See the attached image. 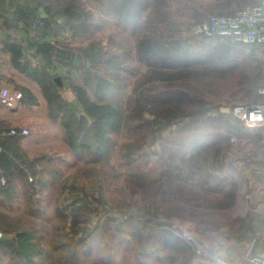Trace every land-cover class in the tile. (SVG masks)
Returning a JSON list of instances; mask_svg holds the SVG:
<instances>
[{
    "label": "trees",
    "instance_id": "trees-1",
    "mask_svg": "<svg viewBox=\"0 0 264 264\" xmlns=\"http://www.w3.org/2000/svg\"><path fill=\"white\" fill-rule=\"evenodd\" d=\"M8 1L0 0L1 25L14 27L20 36L8 30L2 50L14 68L39 84L52 112L60 114L76 161L59 156L58 163L76 172L63 177L55 159L45 164L42 156H29L21 146L24 136L0 129V173L6 178L0 201L14 198L13 182L19 177L41 195L53 184L60 187L54 195L57 238L52 241L33 227L8 230L0 223V230L10 234L0 236V264H89L91 245L107 237L106 257L92 264L107 257L106 264H212L173 222L212 233L225 230L242 239L264 227V198L249 202L245 172L258 156L264 158V135L233 120L216 98L217 80L240 68L228 62L230 46L216 40L192 51L167 37L159 24L180 10L176 0ZM258 1L216 0L215 11L231 14ZM96 10L115 15L111 25L136 42L109 48L96 38L97 30L110 25V20L95 19ZM62 33L72 42L61 40L58 46L49 40L58 41ZM252 54L257 65L241 72L239 91L257 98L264 61ZM35 58L39 62L32 66ZM68 67L80 76L69 88L72 98L54 81ZM9 81L13 92L22 93L21 104L38 105L30 87L13 77ZM148 154L159 155L156 172ZM97 167L98 175L81 180L80 170ZM112 180L121 184L118 202L111 194ZM241 203L249 207L245 215L235 212ZM30 210L46 217L44 210Z\"/></svg>",
    "mask_w": 264,
    "mask_h": 264
},
{
    "label": "rangeland",
    "instance_id": "rangeland-1",
    "mask_svg": "<svg viewBox=\"0 0 264 264\" xmlns=\"http://www.w3.org/2000/svg\"><path fill=\"white\" fill-rule=\"evenodd\" d=\"M196 1L200 2L195 3ZM7 2L9 1L5 0V3ZM176 2L180 5V10L177 13L173 14L170 18H168V20H163L159 24L161 31L167 37L176 38L184 48L192 51H195L197 48H201L200 45L203 42L216 41L193 38L191 32L193 24L195 22L199 21V19L207 16L208 14L215 12L216 0H176ZM199 9L201 14L200 16L198 14ZM201 12H206V14L204 15ZM104 15L105 12H98V10H96V20H110V25L109 22H107L104 28L96 31L94 35L96 38H103L109 48H114L113 46H116V48H118L117 44L128 45V42L129 44H134L136 42V38L132 39L131 36L123 34V32L119 30L120 28L111 25L116 19L115 15ZM8 30L10 32H13L14 35L20 36L18 30H15L14 27H10V29H7V27L1 25L0 21V47L2 46L1 39ZM66 34L67 33H62L58 41L55 37H51L49 38V40L55 41L57 45L61 40L62 42L65 40H69L70 42H72V40H70V35H68L67 39L65 37ZM84 38L82 39V37H79L76 40H82L81 42H86ZM218 41L224 43L227 46H230L233 49V54L228 59L229 64L238 65V67L240 66V68H236L237 71L235 73H232V75H227L224 77V79L217 80L216 93L218 95H216V98L219 97L220 99V109L230 114V111L227 108L232 109L233 106L238 104L254 103L258 98H260L259 92L260 88L264 87V78L258 81L259 84L257 98H252V96L247 95L245 96L244 93L239 91V87L242 86L241 72L248 71L249 69L254 70L252 67L257 65L258 61H252V53L257 52L256 56H262L264 61V52H260L264 48V46H258L256 48H244L231 45L221 40ZM110 42L112 43V45H110ZM30 52L32 53V51ZM39 59L40 58L32 59L31 65H36L39 62ZM247 59L252 62H248ZM82 61L83 58L81 57V62ZM247 64L249 68H244L243 66ZM261 65H259L260 69ZM58 75L61 77V80L63 82L62 87L59 88L62 94L65 95L66 98H72V94L69 88L72 85L73 79L80 81L79 74L77 72L74 73L73 70L71 71V68L68 67L66 69H63ZM58 75H55L54 77ZM10 76L14 77L15 80L20 82L21 84L30 87L37 95L39 103L38 105H23L19 102L18 105L14 108H5V121L4 125L1 128L5 130L14 126L22 128L27 127L30 133L27 136L21 138V146L29 156H42V161L45 164L48 158L53 160L55 159L54 164L60 166L63 177H66L68 173L72 174L76 172L75 167L70 169L66 165V163H58L59 156L63 157L64 160H69V162L76 161V158L73 156V151L70 149L65 139L60 114L52 112V108L48 105L39 84L31 76L21 73L18 70H14V72L11 73ZM71 76H73V78ZM7 86H9L11 89L14 88L13 85ZM239 123L241 122L239 121ZM259 131H261L264 135V129H259ZM148 156H146L145 158L152 159L149 167L150 169H152V172H156V167L158 168L159 165V155L155 156L152 154H148ZM257 160L258 161L256 162V165L248 167L246 169L247 171H245L246 173H249L248 177L250 186L247 198L250 199L249 202H252V204L264 198V191H262L264 188V181L262 180L264 176V158H261L260 155L257 157ZM80 171L82 174L81 176H83L81 180H91L99 174L100 168H84ZM62 179L63 178H61V180ZM193 180L194 177H191L190 181ZM13 185L15 188L14 198L0 201V223L2 224V226L8 230H15L23 227H33L45 233L50 240L53 241L54 239H56V230L59 222L55 217L56 202L54 201V195L59 193L58 190L60 187L56 188L57 185L53 184L49 188H47V190H45L41 195L40 193L36 192L35 187L28 185L20 177L14 180ZM120 185V182L118 183L114 180L111 181V194L115 196L114 200L116 202L122 199ZM241 204L242 206L238 205L234 207L235 212L240 215H245L249 207H244V203ZM31 208H33L34 210H44V212H46L44 215L46 216V219L37 216L35 214L37 213V211H35V213H32V211L30 210ZM112 209L116 211L121 210V208L116 206H113ZM49 218H51L52 220L47 221V219ZM258 222L259 220L256 221V223ZM173 225L179 228L187 238L194 240L198 244V250H200L201 252L205 251L206 258L209 261H212V264H260L261 262H264V252H262V250L264 251V227L262 226H257V232L254 235L251 234L250 236L249 234L246 238L242 239L240 235H237V233L231 234L229 232H226L225 230H223L221 233H212L203 231L202 229L191 224L189 225V223L180 224L177 222H173ZM9 235V233H4L2 230H0V236L4 237ZM110 245L111 243L109 237L105 238L103 242L95 241L90 247L92 252L88 258L89 264H92L93 262L99 260V258H105L107 249ZM105 260H109V257H107ZM105 260L102 261V264L108 263L105 262ZM114 260L115 259H113V261ZM4 263L8 264V261L5 260Z\"/></svg>",
    "mask_w": 264,
    "mask_h": 264
},
{
    "label": "built area",
    "instance_id": "built-area-1",
    "mask_svg": "<svg viewBox=\"0 0 264 264\" xmlns=\"http://www.w3.org/2000/svg\"><path fill=\"white\" fill-rule=\"evenodd\" d=\"M191 32L196 39L221 40L244 48L264 46V0L247 4L231 14L212 12L195 22ZM259 94L257 102L238 104L232 109L229 108L232 118L240 121L247 129H264V87L260 88ZM21 97V92H13L7 85L0 86V103L5 107H16ZM29 133L27 127L18 129L16 126L2 131V134L12 136H27ZM2 150L0 144V152ZM5 184L6 178L0 173V185Z\"/></svg>",
    "mask_w": 264,
    "mask_h": 264
},
{
    "label": "crops",
    "instance_id": "crops-1",
    "mask_svg": "<svg viewBox=\"0 0 264 264\" xmlns=\"http://www.w3.org/2000/svg\"><path fill=\"white\" fill-rule=\"evenodd\" d=\"M199 2L200 1H198V2L196 1L195 3H199ZM201 13H203L204 15L206 14V12H201ZM198 14H199V16L201 15L200 9H199ZM14 70H17V69L13 67V65L9 61L8 55L3 52L2 46H1L0 47V86L10 85L9 78L12 77V76H10V74L13 73ZM5 108H7V107H5L4 105H2L0 103V128L4 125V121H5L4 109ZM262 252H264V251L262 250ZM261 255H263V254H261Z\"/></svg>",
    "mask_w": 264,
    "mask_h": 264
},
{
    "label": "water",
    "instance_id": "water-1",
    "mask_svg": "<svg viewBox=\"0 0 264 264\" xmlns=\"http://www.w3.org/2000/svg\"><path fill=\"white\" fill-rule=\"evenodd\" d=\"M75 62L77 63V64H79V63H81V54H77L76 55V58H75ZM54 81L56 82V84L61 88L62 87V85H63V82H62V80H61V77L58 75V76H56V77H54ZM228 110H229V108H227ZM226 109V110H227Z\"/></svg>",
    "mask_w": 264,
    "mask_h": 264
}]
</instances>
